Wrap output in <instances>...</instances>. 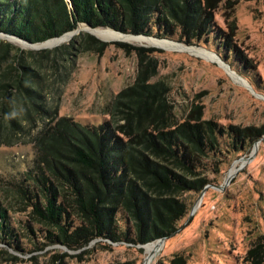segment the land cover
<instances>
[{
    "label": "trees",
    "instance_id": "trees-1",
    "mask_svg": "<svg viewBox=\"0 0 264 264\" xmlns=\"http://www.w3.org/2000/svg\"><path fill=\"white\" fill-rule=\"evenodd\" d=\"M207 2L0 0V32L42 43L86 24L192 43L216 30ZM81 37L104 45L88 32ZM9 46L0 41V56ZM42 83L43 72L20 57L0 70V127H17L14 142L31 143L35 154L7 191L46 227V242L69 249L94 240L140 247L173 235L194 195L213 182L209 173H220L214 164L228 134L223 125L198 114L178 120L164 84L143 73L117 94L98 124L53 117ZM233 144L242 150L236 139ZM8 210L0 204V243L21 248Z\"/></svg>",
    "mask_w": 264,
    "mask_h": 264
},
{
    "label": "rangeland",
    "instance_id": "rangeland-1",
    "mask_svg": "<svg viewBox=\"0 0 264 264\" xmlns=\"http://www.w3.org/2000/svg\"><path fill=\"white\" fill-rule=\"evenodd\" d=\"M209 11L216 30L203 39L187 43L177 36H149L171 41L174 48L93 33L104 43L98 47L81 37L86 31L37 48L0 38L11 48L0 56V70L17 65L18 57L41 70V92L53 117L101 123L117 94L143 73L146 80L164 84L166 102L178 120L198 114L223 125L228 134L214 164L220 173H209L214 187L202 197L194 195L189 214L159 244L151 264H264V0H210ZM18 131L0 127V204L9 209L21 248L0 243V264H144L147 244L110 247L94 240L69 249L46 242V227L7 191L35 156L31 143L14 142ZM234 139L242 150H234ZM234 165L238 168L227 182Z\"/></svg>",
    "mask_w": 264,
    "mask_h": 264
},
{
    "label": "bare ground",
    "instance_id": "bare-ground-1",
    "mask_svg": "<svg viewBox=\"0 0 264 264\" xmlns=\"http://www.w3.org/2000/svg\"><path fill=\"white\" fill-rule=\"evenodd\" d=\"M93 32L96 33V34H98L99 36H101L103 38H106L107 37L109 39H117V38L123 37V34H121L119 32H116V31H114L113 29H110V28L109 29L97 28V30H94ZM133 39L136 40V41H140V42L148 41V43H150V44L157 45V46H162V47H168V48H174V47H176V45L173 42L168 41V40H156V39H151L149 37H144V36L133 37ZM49 41H51V40H49ZM45 44H48V41H46ZM206 55H208V54H206ZM213 55H209V57L212 58V59H218L217 57H214ZM231 75L236 80H238V76L236 74H234L232 72ZM237 168H238V166L237 165H234L231 168L229 174L230 175L234 174L236 172ZM159 244L160 243H158L156 241L154 243H150V244H147L145 246V252L147 254V258H146L144 264H151L152 263L154 257L156 256L157 252L160 249V245Z\"/></svg>",
    "mask_w": 264,
    "mask_h": 264
},
{
    "label": "water",
    "instance_id": "water-1",
    "mask_svg": "<svg viewBox=\"0 0 264 264\" xmlns=\"http://www.w3.org/2000/svg\"><path fill=\"white\" fill-rule=\"evenodd\" d=\"M94 30H97V28H93L92 26H90V25H86V24H80L75 30H73V31H70V32H67V33H64L63 35H61V36H59V37H55V38H52L53 40H56L55 42L56 43H59V42H62V41H65V40H67V39H70L71 37H73L75 34H77V33H80V32H82V31H86V32H88V33H90V34H93L94 32ZM115 31V30H114ZM116 32H119V31H116ZM119 33H121V32H119ZM121 34H123V36L124 35H127V36H130V37H138V36H144V37H149V36H145V35H134V34H124V33H121ZM0 38H3V39H7V40H9V41H12V42H20V43H22V46H27V47H33V48H37V47H41L42 45V43H44V42H42V43H30V42H28V41H25V40H23V39H20V38H18V37H16V36H14V35H10V34H6V33H4V32H0ZM52 39H50V40H52ZM48 41V40H47ZM46 42V41H45ZM239 160H243V158H241V159H239ZM241 168H239V170H240ZM231 177H232V175H229V177H228V179H227V182L231 179ZM210 186H213L214 187V185H212V184H209V185H207L203 190H202V192H201V194H200V197H202L203 196V194H204V192L206 191V189L208 188V187H210ZM166 239V237H164V238H160V239H158L157 241H158V243H162L164 240ZM151 243V242H150ZM147 244H149V243H147ZM146 244H144V245H140V247H144ZM146 259V258H145ZM145 261V260H144ZM144 263V262H143Z\"/></svg>",
    "mask_w": 264,
    "mask_h": 264
}]
</instances>
